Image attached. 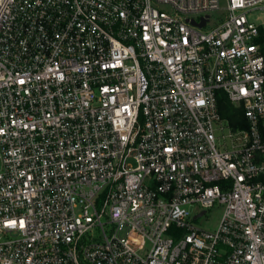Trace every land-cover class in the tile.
Segmentation results:
<instances>
[{"label": "built area", "instance_id": "1", "mask_svg": "<svg viewBox=\"0 0 264 264\" xmlns=\"http://www.w3.org/2000/svg\"><path fill=\"white\" fill-rule=\"evenodd\" d=\"M258 9L0 0V264H264Z\"/></svg>", "mask_w": 264, "mask_h": 264}, {"label": "rangeland", "instance_id": "2", "mask_svg": "<svg viewBox=\"0 0 264 264\" xmlns=\"http://www.w3.org/2000/svg\"><path fill=\"white\" fill-rule=\"evenodd\" d=\"M220 12H214V15H218ZM249 18L261 25V29L264 33V11L261 9L254 10L249 14ZM223 215V208L216 205L206 211V213L198 217L195 222L199 227L205 229H215L219 225Z\"/></svg>", "mask_w": 264, "mask_h": 264}, {"label": "trees", "instance_id": "3", "mask_svg": "<svg viewBox=\"0 0 264 264\" xmlns=\"http://www.w3.org/2000/svg\"><path fill=\"white\" fill-rule=\"evenodd\" d=\"M259 41L261 42L264 49V33L262 29H261V35L259 37ZM218 97H219V108L222 115L227 117L234 126L238 124L244 125L245 122H244L243 108L241 106L234 105L229 100L227 94L224 91H219Z\"/></svg>", "mask_w": 264, "mask_h": 264}, {"label": "water", "instance_id": "4", "mask_svg": "<svg viewBox=\"0 0 264 264\" xmlns=\"http://www.w3.org/2000/svg\"><path fill=\"white\" fill-rule=\"evenodd\" d=\"M192 22L195 23V20H192ZM206 24V18H203L201 22L198 23L199 26H204ZM203 212H200L199 214L195 215V218L201 215Z\"/></svg>", "mask_w": 264, "mask_h": 264}]
</instances>
